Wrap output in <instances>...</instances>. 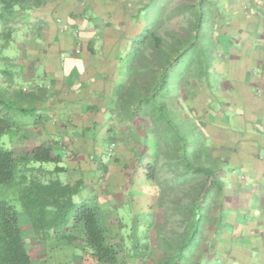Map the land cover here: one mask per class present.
<instances>
[{"label":"crops","instance_id":"1","mask_svg":"<svg viewBox=\"0 0 264 264\" xmlns=\"http://www.w3.org/2000/svg\"><path fill=\"white\" fill-rule=\"evenodd\" d=\"M142 3L51 0L26 13L15 43L0 53L4 63L0 70H8L7 80L0 79V93L6 103L26 110L19 119L12 118L11 147L18 153L35 145L52 147L61 157L69 182H84L79 200L98 197L111 219L115 218V227L131 216L124 208L133 213L149 211L153 228L145 260L123 258L120 264H160L167 251L176 252L171 248L178 241L171 240L173 234L186 239L192 233L190 225L200 229L194 245L180 254L185 264H264V19L255 15L248 27L238 26L236 31L243 36L237 42L217 44L214 58L205 59L202 51L197 52L196 75L190 76L191 65L174 79L175 89L166 102L177 110V121L190 128L189 140L180 143V132L172 122L144 99L147 93L140 79L145 75L140 73L136 85L129 75V86L123 89L118 84L125 78L122 67L131 63L133 41L143 30L142 14H137ZM208 68L214 75L211 86ZM129 92L137 99L135 104ZM32 112L44 117L32 120L28 114ZM153 123L159 129L152 128ZM97 125L103 133L92 136ZM146 132L151 135L147 142L143 141ZM163 133L176 162L185 154V161L212 172L203 190L206 196L198 203L199 218L182 217L178 212L189 206L187 197L184 203L179 200L170 206L174 216H166L156 200L159 197L151 201L150 190L141 186L145 173L134 177L133 170H122L127 161L132 166L156 150L157 155L163 154ZM98 138L111 145L104 172L96 167ZM184 145L200 164L190 159V152L181 151ZM86 158L92 164L86 166ZM100 175L107 178L106 185L98 182ZM211 179L216 184L209 187ZM21 225L35 264H97L89 255L82 259L66 240L34 232L24 215ZM77 236L82 238L80 232Z\"/></svg>","mask_w":264,"mask_h":264},{"label":"trees","instance_id":"2","mask_svg":"<svg viewBox=\"0 0 264 264\" xmlns=\"http://www.w3.org/2000/svg\"><path fill=\"white\" fill-rule=\"evenodd\" d=\"M49 1L51 0H0L2 24L0 38L3 39L0 53L15 43L20 28L25 24L26 13L41 8ZM159 2L160 0H146L138 10L139 16L146 13L148 18L154 17L155 20L148 21L146 28L134 39L131 65L134 67L136 61L139 62L142 72L147 73V80L152 78L159 67L157 84L154 87H145L147 94L144 99L157 104L163 113L160 103H156V96L170 80L173 62L179 61L184 52L195 46L194 43L201 34L204 20L210 13L205 14V10L212 7L213 2L195 0L191 4L186 3L176 8V12L169 18L183 14L186 10L191 12L190 28L186 30V36L173 34L176 47L171 46L158 31V27L163 22L162 11L165 3L160 5ZM146 67L147 70L144 69ZM132 70L135 69L132 68ZM1 73L6 75L8 70L2 69ZM136 73L131 71L129 79H133ZM167 98L168 96L164 100L166 101ZM0 105H2L0 108V264H35L24 238L21 225L22 214L28 219L34 232H49L57 238L66 240L82 259L89 255L97 264H120L123 258L145 260L151 247L152 220L143 236V241L138 242L135 239L136 233H133L130 235L132 243L128 245L123 234L126 224L120 221L119 226L115 227V222L104 210L98 197L76 201V195L84 189V182L80 179L64 182L59 177L66 168L60 165L61 157L54 154L52 147L43 144L35 145L30 150L18 153L11 146L7 147L2 143L1 136L9 132V126L14 123L12 118L19 119V114H26V110L20 105L6 103L3 93H0ZM4 109L7 110L6 113H3ZM28 114L34 115L36 120L44 117L33 112ZM180 158V164L184 168L177 172L182 179L176 183L191 184L190 192L184 193L190 204L180 209L181 214L183 217L196 219L202 214L198 203L204 195L203 190L208 185L212 172L185 161V154H182ZM48 163L53 164V167L46 166ZM153 166L151 163L145 164V168L149 171L154 169ZM99 168L102 172L105 171L104 165ZM149 175L153 180L156 179L150 172ZM202 175H204L203 178ZM215 184V180L211 179L209 187ZM13 202L21 205L22 213ZM188 228L192 229V233L186 239L184 236L179 237L175 246L171 244V248L174 247L176 252L167 251L160 264H179L180 262L185 264V258L180 254L186 247L194 245L200 226L190 225ZM77 232L81 233L82 238L77 236Z\"/></svg>","mask_w":264,"mask_h":264},{"label":"rangeland","instance_id":"3","mask_svg":"<svg viewBox=\"0 0 264 264\" xmlns=\"http://www.w3.org/2000/svg\"><path fill=\"white\" fill-rule=\"evenodd\" d=\"M143 2H145L146 0H141ZM195 0H160V5H163V22L161 23V25L158 27V31L160 33V35L165 38L169 44L171 46H175L174 44V38H173V34L177 35V34H182L186 36V30L190 28V24H189V20L191 18V12L190 10H186L183 14H177L172 16L171 18H169L173 13L176 12V8L180 5H184L186 3H193ZM208 1H212L213 2V6L206 9L205 10V14H207V18L204 20V24L202 26L201 29V34L198 36L197 41L194 43L195 46L191 47L190 50L186 51L183 53V55L180 57L179 61L177 62H173L174 68L170 74V80L167 81L166 85L163 86L162 90L160 92H158V95L156 96V103L159 102L160 106L162 107L161 109L164 111L163 114V118L167 121L169 120V122L172 124V126L174 127L173 129L178 130V132H180L179 134V139L180 143L181 141H187L189 140L190 137V128L188 127L187 123L185 122H179L177 121V114L175 113L174 109H170V107L168 106V103L164 100L165 97L170 96V94L174 91L175 89V81L176 78H179V75L186 73L187 71H189V69L191 68V65L193 66V69L190 71V76L194 74V76L196 75V73L198 72L196 69V64H197V52L202 51L205 54V59H210V58H214L216 57V45L221 43H225V42H237L239 40V37L243 36L242 34H240V36L238 35L236 29L238 26H246L248 27L250 22L252 21V19L255 20V15L258 18H262L264 19V17H262V15L260 16V13L263 12L264 10V1L263 0H207ZM140 3V1H139ZM260 7V8H257ZM257 8V9H256ZM264 13V12H263ZM143 20V29L146 28L148 21L149 22H154L155 18L153 17V19L148 18L147 14L144 13L141 15L140 17ZM257 19V18H256ZM264 21V20H263ZM1 24V22H0ZM1 29H2V24H1ZM0 29V30H1ZM223 31H230L231 34L227 35V36H223L222 33ZM3 43V39L0 38V44ZM3 52H7L5 49L2 50ZM133 49L131 50V54L133 53ZM2 52V53H3ZM80 52V51H79ZM149 53V52H148ZM212 54V55H211ZM173 57L174 54H172ZM125 58V57H124ZM216 60V59H214ZM126 63L129 64V60H126ZM132 62L129 64V66H127V68H124V66L122 67V70L124 71L123 74H125V78L123 79V82L118 83L120 87H123V85L125 86V88L127 87V85L129 86L130 82L128 81V75L130 77V72H137V74L134 76V80H131V82H134L135 84V80L140 78V76L145 75V78H143L141 81V85H144L145 87L150 86L152 87L155 83H157L158 81V75H159V67L156 69V71L154 72L152 78H150V80H147V73H143L141 65L139 64V62L136 61V65L133 67V65H131ZM4 63L0 60V69L3 67ZM132 68H134L135 70H132ZM145 70H147V67L144 68ZM131 70V71H130ZM206 70V69H205ZM207 77L210 81V86H211V82H212V77L214 75H212L211 71H209V68L207 69ZM140 73H142L140 75ZM206 73V72H205ZM0 79L5 81L7 80V76L5 74L1 73L0 70ZM142 88V87H141ZM145 92L146 88H145ZM129 100H131L132 104H135L134 102L137 101V99H135V97L132 95L131 92H129ZM154 103V102H153ZM155 104V103H154ZM217 104L215 102L212 103V106L215 107ZM157 109L158 106L157 104L154 105ZM191 119L192 116L190 115ZM32 120L35 119V116H31L30 117ZM168 122V123H169ZM102 124V123H101ZM103 125V124H102ZM152 128H158V124L156 125V123H153V125H151ZM160 132H162V128L159 130ZM92 136L95 133L101 134L103 133L101 131V125H97V130L92 131ZM10 134L4 133L1 136V141L2 143H4L5 146L10 147L11 146V142H10ZM151 138V135H149L148 132H146V137L144 138L143 141L147 142L149 141ZM163 138V146L160 148L163 152V154L161 155H157L158 150H156L155 155L153 156H144L145 159L141 160H137L135 163L129 164L130 162L127 161L124 164V167L122 168L123 171H127V170H133L135 176L140 175L141 173H145L144 175V179H143V184H141V186L146 187V189L150 190L148 191L149 194L147 196H150V200L152 201V198H158L156 199L157 201H159L162 204V213H165L166 216L167 214H170L171 216H174L173 214V210H170V206L173 205L174 203H178L175 202L174 199H176L177 201L180 200L181 203L182 200H184L185 195H184V190L186 189V187H191L190 185H180L177 184L179 183L182 179L180 178V176L177 175V172L180 171L181 169L184 168L183 165H180L179 162H176L173 157V152L171 149H173L172 145L168 144L166 139L167 137L164 136V133L162 135ZM91 141H95V140H91ZM98 142L94 144V149L97 152L96 154V159L98 161H96V167H98L97 169L99 170V167H102V165H105L107 163V160H109V156H108V149L111 146L110 144H107L106 142H104L101 138H98L97 140ZM169 141H173V139H171V137L169 138ZM147 144V143H146ZM150 146V145H149ZM180 145H178L179 148ZM151 147V146H150ZM193 148H196V146H193ZM148 149V147L145 148L144 151H146ZM164 149V150H163ZM181 151L184 152H190L189 157L190 159L195 163V164H200V161H197V158L192 157L193 155L191 154V149L187 148L185 145L181 148ZM189 149V150H188ZM101 151H104L102 153H100ZM143 152V149L141 150ZM169 154V155H168ZM70 156H72V153L69 154ZM68 155V157H70ZM139 156V155H137ZM169 156V158H168ZM92 158H95L94 155L91 156ZM104 161H102V160ZM148 160V161H147ZM150 160V161H149ZM84 163L87 165H90V161L86 159H84ZM83 163V164H84ZM151 163L152 165H154V169L152 171H149L145 168V164ZM92 164V163H91ZM144 164V165H143ZM46 166H53V164L48 163L46 164ZM182 167V168H181ZM149 172L156 177L155 180L152 179V176L149 175ZM148 173V174H147ZM147 174V175H146ZM66 174H64L63 172L59 174V177L64 181V182H69V178H67L65 176ZM174 177V178H173ZM180 178V179H179ZM185 178V177H184ZM186 179V178H185ZM99 183L106 185L105 181L107 180V178L105 177V175H100L99 176ZM141 179L139 178V183H141ZM177 182V183H176ZM175 184V185H174ZM177 184V185H176ZM174 185V186H173ZM157 188L159 190V192H157L156 189ZM191 189V188H189ZM147 191V190H146ZM84 192V191H83ZM86 192V190H85ZM190 192V191H188ZM82 191L81 193H79L78 195H76L75 199L76 201H79L80 197L82 196ZM140 200V199H139ZM143 202V201H142ZM13 204H15L18 207V210L20 211V213H22V207L21 205L16 202ZM143 205V204H141ZM184 208V207H183ZM123 210H125V212H128L129 214L131 213V218L127 217L124 221L126 224V227L123 231V234L125 235V238L127 239V243L128 245H130L132 243L131 241V236L133 233H136L135 235V239L139 242L143 241V236L145 235L146 231L148 230L149 226H150V216H149V211L146 209L144 211H138V213H133V212H129V210L127 208H124ZM185 210V209H184ZM179 213H182L181 210L178 209ZM23 215V214H22ZM183 217V215H182ZM112 221H116L114 217H112ZM129 235V236H128ZM175 234H173V236L171 237L172 239L177 240L179 238V235L174 236ZM138 236V237H137ZM139 236L141 237L139 239ZM134 238V237H133ZM164 243L167 242V240H163ZM179 241V239H178ZM166 245H168L166 243ZM67 264H71V263H67ZM88 264V263H87Z\"/></svg>","mask_w":264,"mask_h":264},{"label":"built area","instance_id":"4","mask_svg":"<svg viewBox=\"0 0 264 264\" xmlns=\"http://www.w3.org/2000/svg\"><path fill=\"white\" fill-rule=\"evenodd\" d=\"M77 35V34H76ZM80 50L78 49L77 52H79Z\"/></svg>","mask_w":264,"mask_h":264},{"label":"clouds","instance_id":"5","mask_svg":"<svg viewBox=\"0 0 264 264\" xmlns=\"http://www.w3.org/2000/svg\"><path fill=\"white\" fill-rule=\"evenodd\" d=\"M70 156V155H69Z\"/></svg>","mask_w":264,"mask_h":264}]
</instances>
